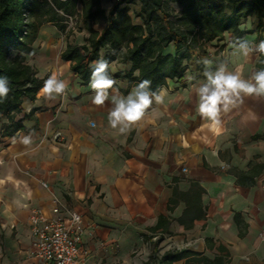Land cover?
<instances>
[{
    "label": "crops",
    "instance_id": "1",
    "mask_svg": "<svg viewBox=\"0 0 264 264\" xmlns=\"http://www.w3.org/2000/svg\"><path fill=\"white\" fill-rule=\"evenodd\" d=\"M114 1L100 0V7L107 12ZM92 27L101 33L104 25ZM251 30L244 38L252 48L246 56L230 36L210 43L182 79H166L159 88L164 103L153 102L121 133L108 123L111 102L94 105L89 84L60 56L67 44H84L88 33L80 20L68 35L51 24L41 27L33 45L37 60L30 64L39 79L55 74L68 87L54 100L39 91L28 103L32 116L13 136L3 135L7 120L0 123V264H43L32 255L28 218L32 209L50 216L52 195L82 217L78 264H147L157 239L159 257L185 250L239 263L264 217V172L251 187L236 183L249 163L264 162V140L253 139L264 134V94H241L242 102L222 111L216 125L199 114L196 88L206 82V71L221 66L254 82L260 42ZM127 69L116 61L109 65L111 73ZM115 81L121 96L136 85ZM191 187L202 195H187ZM235 214L247 224L243 238Z\"/></svg>",
    "mask_w": 264,
    "mask_h": 264
},
{
    "label": "trees",
    "instance_id": "2",
    "mask_svg": "<svg viewBox=\"0 0 264 264\" xmlns=\"http://www.w3.org/2000/svg\"><path fill=\"white\" fill-rule=\"evenodd\" d=\"M68 18L75 23L80 20L88 33L84 44H67L60 55L71 63V71L83 85L89 84L92 62L101 57L103 49L102 58L108 60L109 65L116 61L129 66L124 71H109L115 80L126 81L130 87L148 79L151 90L158 91L166 79H182L195 62L207 54L208 44L222 41L225 35L232 37L237 45L244 42L246 36L253 34L251 29L244 28L251 18L256 21L255 42L264 39V0H115L107 12L100 7V0H0V77L7 76L11 88L7 98H0V123L8 122L3 126V135L13 136L24 129L23 122L35 110L27 113L24 104L34 103L43 87L44 80L37 77L36 67L29 62L40 28L51 24L68 35L71 31ZM134 20L140 24H135ZM97 24L104 25L101 33L92 27ZM255 69L256 72L264 69L261 52ZM253 139L264 140V134ZM263 172L264 162L249 163L248 172L237 176L236 183L251 187ZM202 193V189L191 187L187 195L199 198ZM233 219L239 238H243L247 224L238 214ZM159 226L160 221L150 231ZM160 242L161 239H157L154 243L155 251L149 262H229L228 255L209 259L185 250L168 251L159 257L156 247Z\"/></svg>",
    "mask_w": 264,
    "mask_h": 264
},
{
    "label": "clouds",
    "instance_id": "3",
    "mask_svg": "<svg viewBox=\"0 0 264 264\" xmlns=\"http://www.w3.org/2000/svg\"><path fill=\"white\" fill-rule=\"evenodd\" d=\"M239 47L245 56L252 51L248 41L242 42ZM258 50L264 54V40L260 41ZM203 63L210 65L212 61L205 57ZM91 68L89 86L93 92L92 103L103 106L106 102H111L113 106L108 113V123L111 128L118 129L121 133L140 121L153 102L164 103V92L151 90V81L148 79L135 85L126 96H121L118 94L119 90L114 87L116 81L109 73L108 60L99 58L92 62ZM204 75L206 82L196 88L198 111L202 118L216 125L221 123L222 111L227 113L232 107L237 106V101L242 102L241 94H264V69L253 75L254 82L242 79L239 73H227L223 66L215 73L206 71ZM67 87L68 84L64 80L53 74L44 81L40 91L46 99L54 100L57 96L63 95ZM10 91L8 77H0V98H7ZM110 93L116 94L110 97ZM23 142L27 144L28 138Z\"/></svg>",
    "mask_w": 264,
    "mask_h": 264
},
{
    "label": "built area",
    "instance_id": "4",
    "mask_svg": "<svg viewBox=\"0 0 264 264\" xmlns=\"http://www.w3.org/2000/svg\"><path fill=\"white\" fill-rule=\"evenodd\" d=\"M72 27V18H68ZM186 172V169H183ZM42 187L48 189L46 183ZM32 255L43 264H78L79 246L83 232L82 217L69 209L55 195L51 199L50 216L41 209H32L28 218ZM264 241V232L260 233Z\"/></svg>",
    "mask_w": 264,
    "mask_h": 264
},
{
    "label": "rangeland",
    "instance_id": "5",
    "mask_svg": "<svg viewBox=\"0 0 264 264\" xmlns=\"http://www.w3.org/2000/svg\"><path fill=\"white\" fill-rule=\"evenodd\" d=\"M256 21L251 18L246 21L244 28L254 29ZM72 25L75 27V21L72 22ZM264 37V32H262ZM250 42L252 39L249 40ZM252 43V42H251ZM209 45V44H208ZM207 47V46H206ZM37 51H33L30 54L29 62L37 60ZM25 111L28 110V103L24 104ZM20 117H17L18 119ZM264 217L260 219L259 229L257 228L254 235L249 238V241L246 242L248 250L246 253L241 254V261L237 264H264V241L260 238V233L264 232ZM260 232V233H259ZM249 251V252H248Z\"/></svg>",
    "mask_w": 264,
    "mask_h": 264
}]
</instances>
